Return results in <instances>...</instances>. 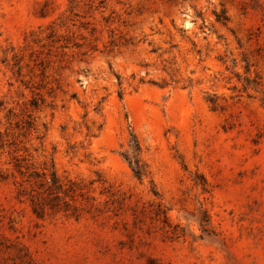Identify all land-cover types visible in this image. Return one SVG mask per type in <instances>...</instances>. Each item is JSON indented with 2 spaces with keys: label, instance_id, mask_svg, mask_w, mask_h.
<instances>
[{
  "label": "rangeland",
  "instance_id": "rangeland-1",
  "mask_svg": "<svg viewBox=\"0 0 264 264\" xmlns=\"http://www.w3.org/2000/svg\"><path fill=\"white\" fill-rule=\"evenodd\" d=\"M0 264H264V0H0Z\"/></svg>",
  "mask_w": 264,
  "mask_h": 264
},
{
  "label": "trees",
  "instance_id": "trees-1",
  "mask_svg": "<svg viewBox=\"0 0 264 264\" xmlns=\"http://www.w3.org/2000/svg\"><path fill=\"white\" fill-rule=\"evenodd\" d=\"M135 149H138L137 143L134 144ZM130 165L134 164L133 172L136 177H140L142 175V169L139 166V161L137 159H128Z\"/></svg>",
  "mask_w": 264,
  "mask_h": 264
}]
</instances>
